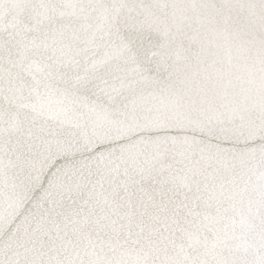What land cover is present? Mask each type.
I'll use <instances>...</instances> for the list:
<instances>
[{
	"label": "snow or ice",
	"instance_id": "6c2138e0",
	"mask_svg": "<svg viewBox=\"0 0 264 264\" xmlns=\"http://www.w3.org/2000/svg\"><path fill=\"white\" fill-rule=\"evenodd\" d=\"M0 264H264V0H0Z\"/></svg>",
	"mask_w": 264,
	"mask_h": 264
}]
</instances>
